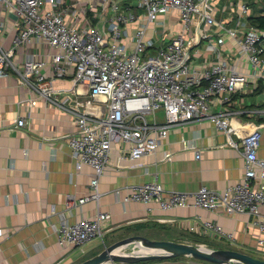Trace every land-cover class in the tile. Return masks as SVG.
<instances>
[{
	"label": "crops",
	"instance_id": "1",
	"mask_svg": "<svg viewBox=\"0 0 264 264\" xmlns=\"http://www.w3.org/2000/svg\"><path fill=\"white\" fill-rule=\"evenodd\" d=\"M103 1L63 0L65 19L81 27H104L111 7L109 2ZM114 1L120 8L128 6L138 15L126 24V33L119 40L127 49H132L135 28L147 22L145 9L139 5V0ZM244 1L249 4L248 14L260 5L256 0H212L211 13L228 29L250 26L248 14L240 17L238 14V4ZM74 11L78 14L76 20L73 19ZM19 24L12 8L1 4L2 46L14 45ZM199 26L194 22L185 35L194 66L207 65L219 58L220 54L208 47V41L218 46L222 57L238 58L236 43L220 24L201 23ZM182 28L176 9L161 13L157 22L147 23L146 37L152 42L147 52L153 53L167 45ZM205 31L212 40L196 38ZM222 37L225 43L221 46L217 41ZM54 51L46 43L33 40L15 48L13 59L20 64L28 55L34 54L35 58L45 61L42 71L46 79H52L54 71L50 59ZM240 69L248 75V82L237 88L226 103H220L216 98L211 100L214 110L232 111L230 123L235 129L230 135L207 120L179 124L170 129L157 150L133 159L123 158L119 144L113 142L110 161L99 179L101 195L98 202L89 199L71 208L65 207L67 194H73L75 198L87 195L93 172L89 165L77 168L71 156L67 138L76 129L74 114L52 100L65 101L68 108L76 110L99 111L101 115L107 112L106 102L100 96L92 98L88 86L77 87L71 73L52 79L50 99L19 82L12 68L0 76V264H76L100 252L106 245L135 234L198 243L210 248H233L255 257L254 253L264 254V248L257 245L258 229L252 223V214H228L220 208L210 211L195 205L163 210L155 202L122 201L131 186L154 179L167 190L188 192L202 185L222 189L235 183L243 176L240 136L254 126H259L261 131L257 153L264 158V65L258 71L243 59ZM87 99L92 100L91 104L86 103ZM151 116L152 120L162 121L164 112L158 110ZM18 118H24L23 126L17 125ZM196 151H199V157L195 156ZM98 210L109 214L103 239L92 240L81 247L58 243L56 228L60 220L74 222L92 217ZM260 213L264 215V205L260 207ZM206 218L232 232L233 237L203 231L200 223ZM106 264L214 263L183 256Z\"/></svg>",
	"mask_w": 264,
	"mask_h": 264
},
{
	"label": "built area",
	"instance_id": "2",
	"mask_svg": "<svg viewBox=\"0 0 264 264\" xmlns=\"http://www.w3.org/2000/svg\"><path fill=\"white\" fill-rule=\"evenodd\" d=\"M103 2H109L111 7L108 23L104 27H81L65 19L63 0H0V5L12 8L21 23L12 47L6 48L0 43V76L12 68L19 82L50 99L52 79L71 73L77 87L88 86L92 98L100 96L106 102L107 112L101 115L99 111L76 110L68 108L65 101L52 100L74 114L76 129L67 138L71 156L77 168L85 164L93 172L88 194L79 198L67 194L66 208L89 199L98 202L99 179L110 161L113 142L119 144L123 158L133 159L157 150L170 129L179 124L207 120L230 135L235 129L230 123L232 111L214 110L211 100L216 98L226 103L237 88L248 82V75L240 69L243 59L258 71L264 65V29L251 25L224 27L211 13L212 0H139L147 22L135 28L132 49H127L119 40L126 33V24L138 15L128 6L120 8L114 0ZM171 9L179 12L182 30L170 43L148 53L152 42L146 37L147 23L157 22L161 13ZM248 12L249 4L240 2L239 17ZM77 16L74 11L73 19ZM194 22L198 27L201 23L220 24L236 43L238 58L222 57L218 46L208 41V47L220 54L219 58L207 65L194 66L185 36ZM211 37L206 31L196 36L198 40H212ZM33 40L55 49L50 59L54 71L52 79H46L42 71L45 61L35 58L34 54L20 64L13 59L15 48ZM217 43L222 46L225 38L218 39ZM91 102V99L86 100V103ZM158 110H163L164 119L149 121L147 114L154 115ZM16 123L23 126L25 120L18 118ZM240 137L243 176L235 183L222 189L202 185L188 192L167 190L154 179L131 186L122 201L155 202L163 210L195 205L210 211L220 208L228 214L246 212L252 214V223L258 229L257 245L264 248V215L260 213L264 205V158L257 153L261 137L259 126ZM195 156H200L199 151ZM108 217V212L98 210L94 216L74 222L60 220L56 228L57 241L61 246L81 247L94 239H103ZM200 225L203 231L233 237L232 232L225 231L211 219H204ZM189 227L194 229V226Z\"/></svg>",
	"mask_w": 264,
	"mask_h": 264
},
{
	"label": "water",
	"instance_id": "3",
	"mask_svg": "<svg viewBox=\"0 0 264 264\" xmlns=\"http://www.w3.org/2000/svg\"><path fill=\"white\" fill-rule=\"evenodd\" d=\"M133 244L147 251L125 252ZM191 257L214 264H264V259L233 248H210L203 244L174 239H153L141 234L130 235L106 245L100 252L76 264H106L110 262H138L169 257Z\"/></svg>",
	"mask_w": 264,
	"mask_h": 264
},
{
	"label": "trees",
	"instance_id": "4",
	"mask_svg": "<svg viewBox=\"0 0 264 264\" xmlns=\"http://www.w3.org/2000/svg\"><path fill=\"white\" fill-rule=\"evenodd\" d=\"M260 3L261 4L258 6V8L255 6L251 9L250 14L247 15V21L251 26L264 29V0H262ZM252 4H254V2Z\"/></svg>",
	"mask_w": 264,
	"mask_h": 264
},
{
	"label": "rangeland",
	"instance_id": "5",
	"mask_svg": "<svg viewBox=\"0 0 264 264\" xmlns=\"http://www.w3.org/2000/svg\"><path fill=\"white\" fill-rule=\"evenodd\" d=\"M257 2H258V4H261V3H259V2H262V0H256ZM21 27V23L19 24V28ZM19 30V29H18ZM177 34V33H176ZM175 34V35H176ZM174 35V36H175ZM173 36V37H174ZM172 37V38H173ZM171 41V40H170ZM170 41L168 42V43H170ZM167 43V44H168ZM152 114H147V118H148V120L149 121H151L152 120V116H151ZM94 240H96V239H94ZM139 249V247H134V245H129L128 247H125V248H123V250L125 251V252H129V251H134V250H138ZM254 255H256L257 257H261V258H263L264 259V254L263 253H254Z\"/></svg>",
	"mask_w": 264,
	"mask_h": 264
},
{
	"label": "bare ground",
	"instance_id": "6",
	"mask_svg": "<svg viewBox=\"0 0 264 264\" xmlns=\"http://www.w3.org/2000/svg\"><path fill=\"white\" fill-rule=\"evenodd\" d=\"M138 250H140V251H147L148 250V248H145V247H139V249Z\"/></svg>",
	"mask_w": 264,
	"mask_h": 264
}]
</instances>
